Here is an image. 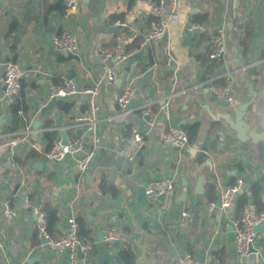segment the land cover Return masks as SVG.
Returning <instances> with one entry per match:
<instances>
[{"label":"crops","instance_id":"0c3cea01","mask_svg":"<svg viewBox=\"0 0 264 264\" xmlns=\"http://www.w3.org/2000/svg\"><path fill=\"white\" fill-rule=\"evenodd\" d=\"M177 12L179 19L170 21L165 38L140 48L145 32L159 21L143 0H80L72 14L64 0H0V229L5 240L0 264L68 263V250L38 247L37 204L43 210L57 208L54 236L69 228L71 216L84 221L92 251L80 264H175L185 252L193 254L194 264H264L262 231L247 258L236 254L233 219L240 215L239 195L230 209L218 202L220 187L238 181L240 194L253 199L251 188L259 184L264 199V157L258 145L238 137L227 119L244 110L249 131L258 125L264 131V0H178ZM169 16L166 8L164 17ZM111 18L127 21L126 43L133 52L121 64L117 80L102 84L103 109L93 135L76 123L88 112L83 88L106 73L100 48L114 41ZM192 22L209 31L225 30L222 59L210 61L208 35L189 30ZM66 27L78 39L75 53L53 46L52 36ZM168 49L174 58L171 68L166 65ZM5 61L23 67L24 114L14 113V100L5 97ZM211 64L215 67L209 72ZM224 73L235 85L231 101L209 90L212 81L224 83ZM67 80L75 91L51 96V85ZM128 84L135 86L136 96L122 113L116 98ZM144 108L156 114L155 127L147 126ZM195 123L199 128L186 150L163 141L162 133L170 126L184 129ZM134 130L143 131L145 147L128 163L121 150L123 139ZM50 131L55 139L66 133L81 140L83 149L62 161H49ZM15 137L24 140L11 145ZM90 148L96 156L80 175L77 160ZM168 176L174 180L175 197L163 213L162 198L149 199L145 187L152 179ZM5 201L17 210L14 220L4 213ZM210 202L216 203L213 209L208 208ZM185 210L190 212L189 224L182 227ZM105 225L122 227L127 240L118 245L107 241L102 235ZM127 245L134 251L132 263L122 255Z\"/></svg>","mask_w":264,"mask_h":264},{"label":"built area","instance_id":"2783aa9c","mask_svg":"<svg viewBox=\"0 0 264 264\" xmlns=\"http://www.w3.org/2000/svg\"><path fill=\"white\" fill-rule=\"evenodd\" d=\"M80 0H64L65 9L68 14H72ZM149 7L151 14L159 17V21L154 23L144 34V40L140 44V48L148 44L157 42L167 36L170 29V21H177L179 15L177 12L178 0H143ZM168 8L170 11L169 18L164 17V11ZM111 24L115 27L114 41L109 44L102 45L100 48L101 58L107 64L104 77L98 79L95 83L87 85L83 88V92L88 96V112L83 118H79L76 125L84 127L88 133L96 135L98 132V124L101 120L102 105V84L105 80L114 82L119 76L121 64L132 54L127 46L125 30L128 28L126 20L121 18H111ZM189 30H198L207 33L210 45L209 58L210 61H218L222 59L226 50V32L223 28L208 30L202 23L192 22L187 27ZM52 43L56 50L75 53L78 49V39L75 33L68 27L61 29L60 32L52 36ZM174 58L171 51L166 52V65L171 68ZM3 85L4 94L7 99L13 100L15 96L22 90V79L24 75L23 67L19 62L5 61L3 63ZM173 82H177L176 77L172 78ZM209 90L218 99L222 101H231L235 95V85L229 73H224V83L217 84L212 81L209 84ZM75 86L71 80H67L61 85H51V96H65L74 92ZM136 96V88L132 84H128L122 93L117 95V105L122 113L128 110L130 101ZM20 114H24L23 109H19ZM147 116L146 124L153 128L157 124V117L154 111L144 108ZM30 130V128L28 129ZM162 139L165 143L179 151H184L190 147L188 134L179 126H170L162 133ZM24 139L15 137L11 140V145H17ZM84 144L81 140H72L68 137V143H65L63 137H57L50 151L47 153V159L51 162L62 161L67 154L82 150ZM145 147V138L143 131L134 130L132 134L123 139V147L121 154L128 163H132L134 159L142 152ZM96 156L94 149H87L77 160V168L79 174H85L91 166ZM241 181L237 183L222 186L219 189V206L222 209H230L233 207L238 194L241 192ZM145 193L149 199L162 197L161 210L164 213L172 205L175 197V184L172 177H162L150 180L145 187ZM28 202L29 199L27 198ZM215 202L208 203V208L213 209ZM4 213L14 220L17 217V210L9 201L4 202ZM35 213L37 216L36 230L38 237V247H49L58 252L68 250L69 260L67 264H80L82 256H90L92 246L84 241L78 234L79 226L76 218H69V228L61 235L54 236L49 231L48 216L45 210L37 204L35 205ZM190 212L185 210L181 214L180 225L186 227L189 224ZM264 224V210H258L257 204L253 199L244 205L240 217L233 219L234 227V246L236 254L239 258H247L255 248V243L259 236L257 226ZM103 237L109 241L125 242L127 240L126 231L118 226L105 225L102 229ZM5 249V240L0 229V251ZM175 264H194V256L190 252L179 255ZM206 264V263H199ZM215 264H223L217 260Z\"/></svg>","mask_w":264,"mask_h":264},{"label":"trees","instance_id":"16d2710c","mask_svg":"<svg viewBox=\"0 0 264 264\" xmlns=\"http://www.w3.org/2000/svg\"><path fill=\"white\" fill-rule=\"evenodd\" d=\"M196 16H194V21L196 20L195 18ZM210 59V58H209ZM214 64V63H213ZM211 64L209 66L208 71H212L215 67V65ZM13 103H12V111L14 113H17L18 110L21 108L23 110H26L27 108V103L25 102V93L22 87V90L15 96V98L13 99ZM198 124H191V125H184V129L186 131V133L189 136V141L191 142L197 131H198ZM46 136L49 140V144L46 150V153H48L53 145L54 139L56 137L55 132L50 131L46 133ZM30 156H32V153L29 154L22 162L25 163L28 158H30ZM104 182L102 181V185L101 187H104ZM260 192H261V186L259 184H255L252 186L251 188V197L253 198V200L256 202L258 210H264V199L260 196ZM239 198H238V205H239V209H240V215L242 214V210L244 205L249 201V195L247 193H239ZM216 198V194L214 195V197L211 198V200ZM44 210L47 213L48 216V224H49V231L51 233H55V226L57 225V223L59 222V216H58V210L56 207L49 205V206H44L43 207ZM77 222H78V226H79V230H78V234L79 236L86 241L87 243L92 244V239L90 237L91 235V231L86 228L84 221L80 218L77 217L76 218ZM122 255L124 257H127V260L132 263L134 260V251L131 249V247L129 245H127L124 249H122Z\"/></svg>","mask_w":264,"mask_h":264},{"label":"water","instance_id":"95a60500","mask_svg":"<svg viewBox=\"0 0 264 264\" xmlns=\"http://www.w3.org/2000/svg\"><path fill=\"white\" fill-rule=\"evenodd\" d=\"M135 98H133L128 107H131ZM244 110L240 112H236V116L234 119L227 118L231 126L237 131L238 137L243 140H251L253 144L258 145L259 153L262 157H264V131H262L259 125L256 127L254 131H249L248 123L243 119L244 118ZM63 140L65 143H68V136L66 133L63 135ZM162 198V197H161ZM258 231L264 232V224H260L257 226ZM116 245L119 244V241H115Z\"/></svg>","mask_w":264,"mask_h":264}]
</instances>
